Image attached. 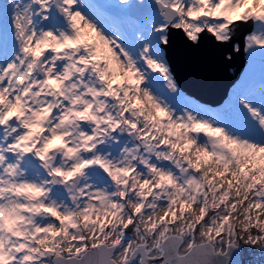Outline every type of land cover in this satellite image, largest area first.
<instances>
[{
    "label": "snow or ice",
    "instance_id": "1",
    "mask_svg": "<svg viewBox=\"0 0 264 264\" xmlns=\"http://www.w3.org/2000/svg\"><path fill=\"white\" fill-rule=\"evenodd\" d=\"M176 32L250 57L222 108L177 102ZM251 248L264 0H0V264H244Z\"/></svg>",
    "mask_w": 264,
    "mask_h": 264
},
{
    "label": "water",
    "instance_id": "2",
    "mask_svg": "<svg viewBox=\"0 0 264 264\" xmlns=\"http://www.w3.org/2000/svg\"><path fill=\"white\" fill-rule=\"evenodd\" d=\"M226 48L207 36L193 44L182 33H174L166 58L180 88L202 101H223L246 63L242 46L230 61L224 59Z\"/></svg>",
    "mask_w": 264,
    "mask_h": 264
},
{
    "label": "rangeland",
    "instance_id": "3",
    "mask_svg": "<svg viewBox=\"0 0 264 264\" xmlns=\"http://www.w3.org/2000/svg\"><path fill=\"white\" fill-rule=\"evenodd\" d=\"M244 57L246 59V63L243 67L242 70H244V72H248L249 68H250V57L248 56L247 53H244ZM233 69L231 68L230 71H232ZM245 77V75H244ZM256 80H259V71H257L255 69V76H254V83ZM242 81V80H241ZM181 90V89H180ZM231 87L230 89L228 90V94L229 92H231ZM181 93H184L183 91H181ZM227 94V95H228ZM198 102H200L201 104H203L204 106H209L208 103L206 102H203V101H199L198 99H196ZM225 105V104H224ZM214 109H220V107H217V108H214ZM243 258H244V264H264V256H262V254L256 249V248H251V249H246L243 253ZM253 257H256L259 259V261L256 263L254 261H251Z\"/></svg>",
    "mask_w": 264,
    "mask_h": 264
},
{
    "label": "bare ground",
    "instance_id": "4",
    "mask_svg": "<svg viewBox=\"0 0 264 264\" xmlns=\"http://www.w3.org/2000/svg\"><path fill=\"white\" fill-rule=\"evenodd\" d=\"M88 1H91L93 3H97V4H100V5H107L109 3H113L114 0H87ZM250 61V59H249ZM250 63V62H249ZM256 70L259 71V67H258V63H257V66H256ZM246 74V72H244V70L241 71L240 75L235 79V81L233 82L232 86H231V90L234 89V86H236L237 84H239L241 82V80L244 78V75ZM230 93V92H229ZM229 96V94H228ZM228 96L219 104H216L214 107L217 108V107H220L222 108L225 104V102L227 101L228 99ZM251 261H254V262H258L259 259L256 258V257H253ZM255 264V263H254Z\"/></svg>",
    "mask_w": 264,
    "mask_h": 264
}]
</instances>
